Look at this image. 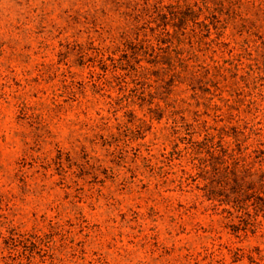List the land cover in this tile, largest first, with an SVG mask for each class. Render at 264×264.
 <instances>
[{
	"label": "rangeland",
	"instance_id": "374dc122",
	"mask_svg": "<svg viewBox=\"0 0 264 264\" xmlns=\"http://www.w3.org/2000/svg\"><path fill=\"white\" fill-rule=\"evenodd\" d=\"M130 1L0 0V264H264V207L214 209L199 180L176 189L161 155L171 124L115 104L143 83L119 61L136 39ZM260 2L236 6L225 38L249 43L242 67L264 95ZM215 51L202 61L229 58ZM174 137L181 150L191 139ZM149 161L165 162L167 184Z\"/></svg>",
	"mask_w": 264,
	"mask_h": 264
},
{
	"label": "trees",
	"instance_id": "16d2710c",
	"mask_svg": "<svg viewBox=\"0 0 264 264\" xmlns=\"http://www.w3.org/2000/svg\"><path fill=\"white\" fill-rule=\"evenodd\" d=\"M260 1L264 5V0ZM241 2L177 0L165 4L164 0H138L130 1V12L124 13L132 12L130 17L137 14L129 31L136 39L123 44L125 54L119 61L131 66L137 85L143 83L139 89L126 87L115 104L120 108L147 107L152 122L166 119L171 124L161 155L169 160L170 168L179 169L173 173L177 179L172 183L183 191L184 185L190 186L189 180L201 181L204 197L214 209L231 204L240 210H248L251 205L264 207V95L257 93L261 78L255 76L252 67L248 71L242 67L251 55L249 43L232 46L225 38V24L241 16L236 10ZM141 22L149 24L143 28L151 32L152 41L146 32V39L140 41ZM234 30L240 32L239 25ZM254 43L264 48L261 36ZM215 48L229 58L202 61V57L215 53ZM152 80L157 86L145 93ZM178 90L186 97L181 98ZM223 112L225 123L218 120ZM204 116L213 118L215 125L202 120ZM130 123L139 127L136 122ZM181 132L191 138L184 150L174 137ZM183 156L186 164L180 161ZM148 167L167 184L164 161H149Z\"/></svg>",
	"mask_w": 264,
	"mask_h": 264
}]
</instances>
